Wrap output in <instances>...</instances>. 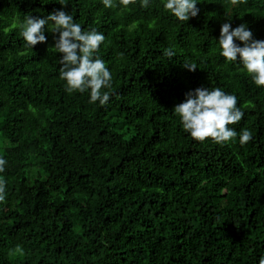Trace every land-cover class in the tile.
Masks as SVG:
<instances>
[{
    "label": "trees",
    "instance_id": "obj_1",
    "mask_svg": "<svg viewBox=\"0 0 264 264\" xmlns=\"http://www.w3.org/2000/svg\"><path fill=\"white\" fill-rule=\"evenodd\" d=\"M197 7L180 21L162 0H0V264L264 258V86L215 42L225 22L264 40V0ZM59 9L106 37L97 53L112 73L104 105L66 91L53 33L33 48L20 35L27 16ZM201 86L237 96L244 116L229 127L249 129L250 141L184 131L173 108Z\"/></svg>",
    "mask_w": 264,
    "mask_h": 264
},
{
    "label": "clouds",
    "instance_id": "obj_2",
    "mask_svg": "<svg viewBox=\"0 0 264 264\" xmlns=\"http://www.w3.org/2000/svg\"><path fill=\"white\" fill-rule=\"evenodd\" d=\"M142 2L147 7L150 0ZM199 3L200 0H162L163 8L180 21L198 16ZM103 4L111 7L112 0H103ZM19 29L25 44L31 48L47 40L46 30L54 34V48L61 54L59 76L65 81L66 91L89 92L91 103L98 101L104 105L110 100V92L103 89L111 88L112 73L97 55L106 39L104 33L97 29L83 30L81 24L75 22L74 17L64 9L49 13L44 18L29 15L19 24ZM215 42L227 62H237L256 86H264V40L255 38L247 23L236 27L231 22L223 23ZM165 54L169 57L175 55L170 48L165 50ZM183 66L189 71L196 69L187 61ZM173 112L179 116L184 131L196 140L204 141L211 137L219 144L239 136L240 143L245 144L252 139L249 129L243 128L238 133L235 128L229 127L238 123L244 113L238 106L237 96L220 87L201 86L190 90L185 100L174 106ZM6 163L0 157V171ZM4 194V181L0 179V200L4 199ZM259 264H264V258Z\"/></svg>",
    "mask_w": 264,
    "mask_h": 264
},
{
    "label": "bare ground",
    "instance_id": "obj_3",
    "mask_svg": "<svg viewBox=\"0 0 264 264\" xmlns=\"http://www.w3.org/2000/svg\"><path fill=\"white\" fill-rule=\"evenodd\" d=\"M173 143V142H172Z\"/></svg>",
    "mask_w": 264,
    "mask_h": 264
}]
</instances>
